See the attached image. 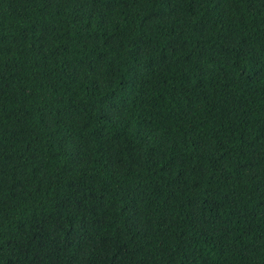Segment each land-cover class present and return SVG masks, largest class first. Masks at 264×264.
Masks as SVG:
<instances>
[{
    "label": "trees",
    "instance_id": "1",
    "mask_svg": "<svg viewBox=\"0 0 264 264\" xmlns=\"http://www.w3.org/2000/svg\"><path fill=\"white\" fill-rule=\"evenodd\" d=\"M0 264H264V0H0Z\"/></svg>",
    "mask_w": 264,
    "mask_h": 264
}]
</instances>
